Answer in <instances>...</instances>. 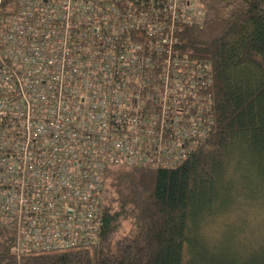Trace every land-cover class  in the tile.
I'll return each instance as SVG.
<instances>
[{
    "label": "built area",
    "instance_id": "2783aa9c",
    "mask_svg": "<svg viewBox=\"0 0 264 264\" xmlns=\"http://www.w3.org/2000/svg\"><path fill=\"white\" fill-rule=\"evenodd\" d=\"M200 0H0V231L17 259L87 248L109 166L173 169L209 132Z\"/></svg>",
    "mask_w": 264,
    "mask_h": 264
},
{
    "label": "trees",
    "instance_id": "16d2710c",
    "mask_svg": "<svg viewBox=\"0 0 264 264\" xmlns=\"http://www.w3.org/2000/svg\"><path fill=\"white\" fill-rule=\"evenodd\" d=\"M198 4L203 23L181 30L176 49L209 68L206 139L173 169L109 166L90 247L17 260L0 231V264H264L244 257L256 243L216 257L205 235L223 211L264 204V0Z\"/></svg>",
    "mask_w": 264,
    "mask_h": 264
},
{
    "label": "rangeland",
    "instance_id": "374dc122",
    "mask_svg": "<svg viewBox=\"0 0 264 264\" xmlns=\"http://www.w3.org/2000/svg\"><path fill=\"white\" fill-rule=\"evenodd\" d=\"M219 215L205 222L206 237L217 241L211 247L214 256L222 257L231 252L239 257L236 252L245 251V244L248 249V245L256 243L257 247L244 257L246 260L264 258V204L259 207L241 204ZM238 246H242L241 249H237Z\"/></svg>",
    "mask_w": 264,
    "mask_h": 264
},
{
    "label": "bare ground",
    "instance_id": "6f19581e",
    "mask_svg": "<svg viewBox=\"0 0 264 264\" xmlns=\"http://www.w3.org/2000/svg\"><path fill=\"white\" fill-rule=\"evenodd\" d=\"M108 169V168H107ZM107 171V170H106Z\"/></svg>",
    "mask_w": 264,
    "mask_h": 264
}]
</instances>
